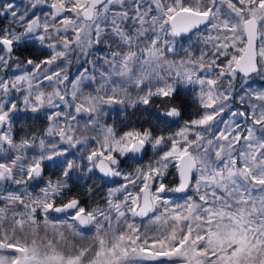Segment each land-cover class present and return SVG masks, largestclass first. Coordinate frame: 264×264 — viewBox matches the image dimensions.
<instances>
[{
	"label": "snow or ice",
	"instance_id": "6c2138e0",
	"mask_svg": "<svg viewBox=\"0 0 264 264\" xmlns=\"http://www.w3.org/2000/svg\"><path fill=\"white\" fill-rule=\"evenodd\" d=\"M0 264H264V0H0Z\"/></svg>",
	"mask_w": 264,
	"mask_h": 264
},
{
	"label": "trees",
	"instance_id": "16d2710c",
	"mask_svg": "<svg viewBox=\"0 0 264 264\" xmlns=\"http://www.w3.org/2000/svg\"><path fill=\"white\" fill-rule=\"evenodd\" d=\"M75 67V65L73 66V68ZM72 68V69H73ZM113 119H115L116 121H117V123H119V120L121 119L119 116H114L113 117ZM109 122H111V120L109 121ZM28 126H33V125H31V122H29V124H28ZM35 127H39V124H37ZM151 156V154H150V152H149V156L148 157H145L144 159H145V162L148 160V158ZM127 170L126 171H128L129 169L127 168V167H125ZM52 173H51V171H48V175H51ZM175 179V176H174V174H173V176L172 177H170L169 178V184L171 185L172 184V182H173V180ZM41 187L43 186V185H40ZM39 191V188L38 187H36L35 188V192H38ZM35 194V193H34Z\"/></svg>",
	"mask_w": 264,
	"mask_h": 264
},
{
	"label": "rangeland",
	"instance_id": "374dc122",
	"mask_svg": "<svg viewBox=\"0 0 264 264\" xmlns=\"http://www.w3.org/2000/svg\"><path fill=\"white\" fill-rule=\"evenodd\" d=\"M71 71H72V72H75V71H76V66H75L73 69H71ZM150 154H151V152H150ZM149 158H150V157H149ZM149 158H148V159H149ZM125 170H127V169L125 168ZM53 215H56V214H53Z\"/></svg>",
	"mask_w": 264,
	"mask_h": 264
}]
</instances>
